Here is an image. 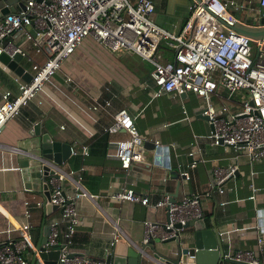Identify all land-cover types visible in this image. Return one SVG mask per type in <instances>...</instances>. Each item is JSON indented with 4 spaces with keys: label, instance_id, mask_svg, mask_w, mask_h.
<instances>
[{
    "label": "crops",
    "instance_id": "1",
    "mask_svg": "<svg viewBox=\"0 0 264 264\" xmlns=\"http://www.w3.org/2000/svg\"><path fill=\"white\" fill-rule=\"evenodd\" d=\"M153 1L154 20L178 33L190 0ZM237 1L245 4L231 8L237 21L251 24L260 21L253 9L255 0ZM4 5L18 9L20 0H2L0 8ZM180 5H187V12ZM11 38L26 51L18 61L24 69L18 74L0 59V93L6 88L16 92L14 77L25 79L22 73H31L32 61H42L45 56L22 33ZM151 67V62L137 52L112 51L91 36H85L63 59L59 70L44 82L38 94L42 101L30 100L20 113L4 123L0 129V241L17 239L20 223L27 220L33 247L25 252L28 260L33 252L38 257L35 242L46 231L44 226L60 213L58 207L46 211L43 205L32 207L27 219L23 213L24 198H42V195L39 190L23 185L17 166L18 151L7 145L25 146L26 141L32 145L35 125L40 134L47 132L71 145V152L63 162L54 164L63 173L64 190L73 192L83 188L90 193L78 199L80 221L71 242L75 253L99 259L111 254L114 260L119 257L120 264H126L128 248L143 243L144 220L163 222L168 218L166 205H154V202L166 193L177 200L189 191L208 192L202 196L201 205L204 226L215 229L216 245L222 257L216 264H237L230 260L233 250L255 247L259 234L264 238V159L249 160L241 145L211 142L207 135L209 122L202 113L204 97L193 91L153 95L156 85L150 75ZM107 98L110 103L103 104ZM211 98L216 106L225 103L237 108L242 97L238 92L228 96V90L218 84ZM95 101L100 102L96 107ZM120 107L127 108L140 135L146 138L145 144L153 152L150 164L133 161L123 168L114 155L115 140L127 137V132L108 131L105 127ZM154 139L162 142L160 147L165 146L166 150L157 153L152 147ZM231 164L236 165L234 171L224 179L219 191L213 168ZM180 171H186L187 176H182ZM123 186L147 195L150 202L143 204L112 196ZM194 229L184 230L193 233ZM115 230L120 232L116 240ZM153 239V247L146 245L149 257L142 264H154V253L174 251V239ZM215 256L211 252L205 259L209 261Z\"/></svg>",
    "mask_w": 264,
    "mask_h": 264
},
{
    "label": "built area",
    "instance_id": "2",
    "mask_svg": "<svg viewBox=\"0 0 264 264\" xmlns=\"http://www.w3.org/2000/svg\"><path fill=\"white\" fill-rule=\"evenodd\" d=\"M22 1V7L0 15V54L5 52L10 57L16 51L26 54L11 38L21 31L24 39L36 51H43L45 56L42 61H32L28 79L14 77L18 87L16 92L6 88L0 93V129L9 118L20 113L30 100L35 99L37 103L42 101L38 94L44 82L59 70L63 59L85 36H91L112 51L126 49L149 60L152 64L150 75L156 85L153 95H160L164 91L177 94L193 91L204 97L202 113L207 115L211 124L207 135L212 143L232 147L241 145L249 160L264 159V37L253 39L233 26L237 18L231 8L244 7V2L190 0L189 12L182 28L176 33L154 20L153 0ZM253 9L260 20L256 24H264V0H255ZM8 36L10 38L6 39ZM252 40L256 43L254 50ZM161 41L174 50L172 58L162 56ZM218 84L228 90V96L240 93L241 105L237 108L225 103L216 106L211 96ZM98 103L95 101L94 107ZM109 103L108 98L103 101V104ZM105 129H124L127 132V137L115 140L114 155L121 167L128 168L133 161L152 162L153 152H149L146 138L140 135L126 107L113 112L112 120ZM194 140L197 143L198 137ZM153 142L155 147L162 145L158 139ZM7 146L22 150L19 145ZM48 164L53 169L46 179L49 196L45 201L43 197L24 198V216L27 219L34 206L39 207L44 203L57 205L60 213L50 220L49 232L42 245L46 249L56 246L59 249L58 260L62 264H109L104 259L71 250L72 234L80 221L78 199L90 193L83 188L65 191L63 173L56 164ZM235 166L213 168L219 191H222L221 183L233 173ZM180 174L187 176L186 171H180ZM206 192H183L175 201H171L166 193L155 201L154 205H166L168 218L163 222L144 220L143 242L177 235L183 227L175 226L176 222L204 224L201 198ZM112 196L143 204L150 202L147 195L136 192L131 186L121 187ZM29 226L30 223L24 220L20 223L17 239L0 241V264H28L25 251L33 247ZM119 234L115 230L113 238L118 239ZM263 241V236L259 234L255 247L237 248L230 256L247 264H264ZM41 263L44 264L43 261ZM158 263L167 264L160 260Z\"/></svg>",
    "mask_w": 264,
    "mask_h": 264
},
{
    "label": "water",
    "instance_id": "3",
    "mask_svg": "<svg viewBox=\"0 0 264 264\" xmlns=\"http://www.w3.org/2000/svg\"><path fill=\"white\" fill-rule=\"evenodd\" d=\"M22 6L23 1L20 0V7ZM10 10H12V7L4 5L2 8H0V15ZM233 26L239 32L245 33L253 39H261L264 37V24H251L236 20ZM20 32L21 31L16 32L15 35H18ZM9 38V36L6 37V39ZM21 56L22 53L20 51L14 52L11 57L5 52H2L0 54V59L3 62H6L11 69L19 74L23 72L24 69V66L18 63V61L21 59ZM22 76L25 79H28L30 77V73L26 71L22 73ZM203 117L207 120V115L203 114ZM37 126L38 125H35L32 145L29 144V141H26V145L21 146L22 150H18L17 166L22 174L23 185L30 190H39L45 201V198H48L49 196V188L46 179L47 176L53 172V169L50 168L51 165L48 164V162H52L56 165L63 162V160L71 152V145L68 142L52 138L47 132L40 134L39 128H37ZM208 126L211 127V124L208 123ZM152 147L155 148L157 153H160V150L166 148L165 146L155 147L153 144ZM170 200L175 201V196L170 197ZM43 207L46 209V211H49L51 207L54 208L57 207V205L44 203ZM175 226H182L183 229L180 230L177 235L167 238L174 239V251L172 250L170 253H168L170 255L165 253H154V264H160L158 263L159 260L164 261L167 264H216L221 260L219 259L221 257L220 249L216 245L218 243L215 237V229L205 227L203 223H200V225L193 224L192 221H189L185 224L176 222ZM44 227L46 231L41 234L38 240L35 242V250H37L38 256L42 259L44 264H62V262L58 260L59 249L56 246L46 249L42 245V243L45 242L47 238L46 236L49 232V223H47ZM187 227H194V232H186L187 230L184 229ZM153 241L154 239L151 238L149 241L143 242L136 247L130 246L126 253V264H142L143 260L149 257L147 254L148 252L146 250V245L149 244L153 247ZM218 242L220 243L219 240ZM211 252L216 256L208 261L205 259V255ZM190 254H193V256H189ZM39 257H37L36 253L33 252L31 257H29L28 264H42L39 260ZM100 259L106 260L109 264H120V258L116 257L114 260L111 254H107L105 258ZM230 260L237 264H247V262L244 260L235 258H230Z\"/></svg>",
    "mask_w": 264,
    "mask_h": 264
},
{
    "label": "rangeland",
    "instance_id": "4",
    "mask_svg": "<svg viewBox=\"0 0 264 264\" xmlns=\"http://www.w3.org/2000/svg\"><path fill=\"white\" fill-rule=\"evenodd\" d=\"M1 4H2V0H0V5ZM14 7L15 6L13 5L12 10L17 9V8H14ZM179 7L184 8L186 10V12H187V9H188L187 5H180ZM188 12H189V10H188ZM188 12L185 14V16L188 14ZM160 45H161L160 46V51H161L162 56L163 57L167 56V58H172L174 50L172 48H168L165 45L164 41H161ZM251 47H252L253 50L256 48V43L253 40L251 41Z\"/></svg>",
    "mask_w": 264,
    "mask_h": 264
}]
</instances>
